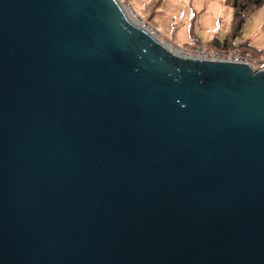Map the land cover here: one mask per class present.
Masks as SVG:
<instances>
[{
    "label": "water",
    "instance_id": "95a60500",
    "mask_svg": "<svg viewBox=\"0 0 264 264\" xmlns=\"http://www.w3.org/2000/svg\"><path fill=\"white\" fill-rule=\"evenodd\" d=\"M0 264H264V69L0 0Z\"/></svg>",
    "mask_w": 264,
    "mask_h": 264
},
{
    "label": "rangeland",
    "instance_id": "374dc122",
    "mask_svg": "<svg viewBox=\"0 0 264 264\" xmlns=\"http://www.w3.org/2000/svg\"><path fill=\"white\" fill-rule=\"evenodd\" d=\"M119 1L131 18L136 17L161 41L184 54L190 52L196 43L213 47L215 37L224 40L233 21V9L225 5V0ZM243 40L248 41L252 48L244 47L242 51L255 58L254 68H260L264 64V53L258 52L264 49V5L250 17L240 41Z\"/></svg>",
    "mask_w": 264,
    "mask_h": 264
},
{
    "label": "trees",
    "instance_id": "16d2710c",
    "mask_svg": "<svg viewBox=\"0 0 264 264\" xmlns=\"http://www.w3.org/2000/svg\"><path fill=\"white\" fill-rule=\"evenodd\" d=\"M159 3L160 1H158ZM224 3L233 9L231 30L224 40L215 37L212 46L223 50H242L244 47L252 48L248 41L243 40L241 42L240 40L243 38L244 29L250 17L264 5V0H225ZM195 40L199 42L197 39ZM196 45L202 44L196 43ZM258 52L262 54L264 49Z\"/></svg>",
    "mask_w": 264,
    "mask_h": 264
},
{
    "label": "built area",
    "instance_id": "2783aa9c",
    "mask_svg": "<svg viewBox=\"0 0 264 264\" xmlns=\"http://www.w3.org/2000/svg\"><path fill=\"white\" fill-rule=\"evenodd\" d=\"M189 51L190 52L186 53L187 55L205 60L251 64L253 67L254 61H256L254 57L240 49L223 50L220 48L205 47L204 45H195V47ZM258 69H264V64Z\"/></svg>",
    "mask_w": 264,
    "mask_h": 264
},
{
    "label": "bare ground",
    "instance_id": "6f19581e",
    "mask_svg": "<svg viewBox=\"0 0 264 264\" xmlns=\"http://www.w3.org/2000/svg\"><path fill=\"white\" fill-rule=\"evenodd\" d=\"M129 11V10H128ZM140 22V21H139ZM141 25H143L141 22H140ZM144 26V25H143ZM168 44V47L170 48V50H172V52L174 53H177V54H181V55H186L182 52V50L180 49H177V48H174L173 46H171L169 43ZM187 56V55H186Z\"/></svg>",
    "mask_w": 264,
    "mask_h": 264
}]
</instances>
